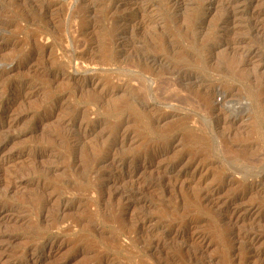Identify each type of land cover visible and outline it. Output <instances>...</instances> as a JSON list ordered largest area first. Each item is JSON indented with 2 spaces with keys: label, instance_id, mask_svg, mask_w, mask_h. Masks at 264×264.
Masks as SVG:
<instances>
[{
  "label": "rangeland",
  "instance_id": "rangeland-1",
  "mask_svg": "<svg viewBox=\"0 0 264 264\" xmlns=\"http://www.w3.org/2000/svg\"><path fill=\"white\" fill-rule=\"evenodd\" d=\"M262 18L0 0V264H264Z\"/></svg>",
  "mask_w": 264,
  "mask_h": 264
},
{
  "label": "bare ground",
  "instance_id": "bare-ground-1",
  "mask_svg": "<svg viewBox=\"0 0 264 264\" xmlns=\"http://www.w3.org/2000/svg\"><path fill=\"white\" fill-rule=\"evenodd\" d=\"M258 16H259V15H258ZM258 16H257V17H258ZM256 19H257V18H256ZM258 19H259V18H258ZM258 19H257V20H258ZM262 19H263V18H262ZM263 20H264V19H263ZM260 27H263V23H262V21H260V23L257 22V23L255 24V29H256L258 32H259L260 30L264 29V28L261 29ZM257 34H258V33H257ZM179 69H180V68H179ZM171 73H172V72H171ZM174 74H175V73H174ZM221 93H222V92H221ZM224 95H226V94H224Z\"/></svg>",
  "mask_w": 264,
  "mask_h": 264
}]
</instances>
